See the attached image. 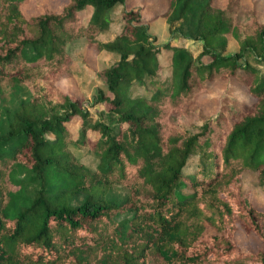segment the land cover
<instances>
[{
	"label": "trees",
	"instance_id": "trees-1",
	"mask_svg": "<svg viewBox=\"0 0 264 264\" xmlns=\"http://www.w3.org/2000/svg\"><path fill=\"white\" fill-rule=\"evenodd\" d=\"M28 1L0 0V264H264V249L235 239L243 230L264 244V211L244 189L248 175L264 189L257 9L165 0L159 16L172 39L200 43L194 55L158 46L137 7L121 10L120 31L102 41L126 0H68L32 17ZM228 34L238 43L229 55ZM82 40L116 57L90 102L57 86L74 77L70 48ZM162 49L173 50L167 65ZM215 80L238 82L252 101L228 91L206 116L199 97ZM176 115L200 124L180 128Z\"/></svg>",
	"mask_w": 264,
	"mask_h": 264
},
{
	"label": "rangeland",
	"instance_id": "rangeland-1",
	"mask_svg": "<svg viewBox=\"0 0 264 264\" xmlns=\"http://www.w3.org/2000/svg\"><path fill=\"white\" fill-rule=\"evenodd\" d=\"M68 0H29L22 5V10L27 17H32L48 8L54 12H59ZM227 0H214V4L218 7H224ZM166 5L165 0H126L125 4L116 6L111 12L112 23L109 25L106 33L100 35L102 41L110 39L117 34L122 23L120 21V12L123 9H131L134 7L140 8L142 22L148 25V32L155 38V43L158 46L168 42L174 44H186V47L192 51L194 55L200 51L201 46L198 42H186L184 40L178 41L172 39L168 25L164 17L159 16L164 10ZM241 5L245 8H256L257 16L260 20L264 21V0H241ZM88 12H83L82 18L87 16ZM85 21V20H83ZM252 26L250 23L240 27V33L249 32ZM238 50L237 41L230 35H227V45L223 51L224 54H232ZM173 50L162 49L158 55L159 60L164 64H169ZM70 55L72 57V71L74 79H62L57 82L58 88L70 95L76 97H84L87 101H91L99 88H103V81L97 75V72L104 67L116 61V57L106 52H99L95 48H86L85 42L78 41L70 48ZM75 80L77 84L75 83ZM230 91V95L237 96L238 98L251 102L252 97L248 94L246 89L236 81L233 80H215L208 84L206 91L199 97V104L206 116L215 118L221 107L222 96ZM14 105L9 106L10 109ZM93 113L94 108H90ZM96 114V113H95ZM5 115V114H4ZM2 116V112H0ZM180 116V115H179ZM178 115L172 117L173 121L180 127L189 131H194V128L200 124L199 120L188 122L186 119ZM78 119L69 124V128L76 136L78 127ZM85 163L89 166L93 165L95 159L88 154L85 158ZM196 157L191 161L194 162ZM191 167V165H190ZM244 189L253 191L251 201L255 208L264 211V189L255 186L253 176L248 175L244 179ZM235 239L240 248L257 252L264 249V244L252 233L238 230L235 233Z\"/></svg>",
	"mask_w": 264,
	"mask_h": 264
}]
</instances>
